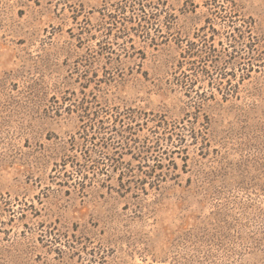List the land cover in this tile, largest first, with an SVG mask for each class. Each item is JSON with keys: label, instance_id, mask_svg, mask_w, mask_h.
Instances as JSON below:
<instances>
[{"label": "rangeland", "instance_id": "obj_1", "mask_svg": "<svg viewBox=\"0 0 264 264\" xmlns=\"http://www.w3.org/2000/svg\"><path fill=\"white\" fill-rule=\"evenodd\" d=\"M0 264H264V0H0Z\"/></svg>", "mask_w": 264, "mask_h": 264}]
</instances>
